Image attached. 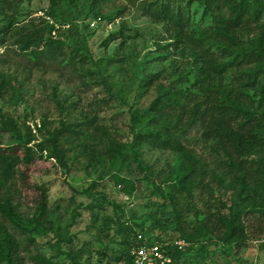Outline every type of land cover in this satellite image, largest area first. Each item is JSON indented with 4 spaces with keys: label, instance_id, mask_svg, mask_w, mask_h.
<instances>
[{
    "label": "rangeland",
    "instance_id": "rangeland-1",
    "mask_svg": "<svg viewBox=\"0 0 264 264\" xmlns=\"http://www.w3.org/2000/svg\"><path fill=\"white\" fill-rule=\"evenodd\" d=\"M145 1L101 0L96 7L94 0H15L11 9L0 12V26H29L35 18L55 25L72 57L64 66L37 69L9 50L7 41L0 47V74L14 87L7 83L0 92V118L14 121L22 136L31 131L36 143L64 128L85 134L75 141L66 133L61 136L58 148L65 151L64 165L45 152L28 165L26 185L17 178L0 190L3 203L9 202L27 223L40 219L50 236L27 247L26 236L0 212V228L6 227L26 248L24 264H33L36 255L72 264L69 254L78 264H126L128 238L121 227L127 217L156 239L187 244L190 237L198 240L194 250L174 264H264V198L240 194L215 143L203 138L201 127L185 126L188 116L175 111L176 117H162L150 110L165 93H196L197 70L171 45L164 27L143 15L139 6ZM119 12L120 18L109 23ZM192 12L196 35L217 45L221 17L203 15L197 3ZM258 26L264 31V15ZM258 36L255 28L243 34L241 47H253ZM215 84L222 92L247 94L250 110L258 101V93L245 87L235 69ZM179 115L184 126L173 127ZM165 128L198 162L195 182L188 187L182 184L186 172L180 153L147 142L138 145L137 159L130 152L114 157L105 153L111 141L129 146L139 132ZM82 142L97 151L96 159L80 154L77 146ZM14 144L0 127V146ZM261 156L264 149L253 158ZM115 176L135 183L132 194L117 185ZM37 184L48 188L50 206L44 216ZM217 211L240 214L248 235L243 245L229 249L216 236L201 235L206 213ZM58 234L70 240L60 242L59 253L52 247ZM2 248L0 237V253ZM0 264H6L1 255Z\"/></svg>",
    "mask_w": 264,
    "mask_h": 264
},
{
    "label": "trees",
    "instance_id": "trees-1",
    "mask_svg": "<svg viewBox=\"0 0 264 264\" xmlns=\"http://www.w3.org/2000/svg\"><path fill=\"white\" fill-rule=\"evenodd\" d=\"M14 1L0 0V12H5L6 8L11 9ZM195 3L201 7L203 15L221 17L220 26L218 25L216 30L220 38L217 45L196 35L192 12ZM100 4L101 0H94L96 7ZM139 9L145 17L164 27L168 39L172 41L171 45L180 51L184 58L192 61L197 70L196 82L193 85L196 93L186 95L185 92H179L175 96L165 93L162 95L163 98L160 97L151 104L150 110L162 117L167 115L171 118L176 117L173 116L175 111L188 116L185 126L201 127L203 138L207 142L215 143L216 152L224 157V169L229 173L240 194H247L249 199L257 196L264 198V156L253 158L258 151L264 149V31L258 26L264 15V0H189L182 4L175 0H149L143 2ZM50 14L53 16L52 12ZM119 15L120 12L115 18H109V23L120 18ZM223 15H227L228 20H224ZM254 28L259 31L258 39L253 47L242 48L240 42L243 34ZM60 32L55 25H51L43 18H35L29 26L15 29L12 24L4 25L0 26V47L6 46L7 41H10L9 50L14 49L16 54L21 55L37 69L64 66L72 61V57L67 55ZM57 33L60 36L57 37ZM114 37L112 34L109 41ZM234 69L238 71L239 79L245 87L258 93V101L253 104L252 110L247 108L249 101L247 94L239 92L233 95L232 91L222 92L215 84L217 79L223 78ZM7 83L13 86L0 74V92ZM180 115L173 127L184 126ZM0 127L15 140L14 146H0V190L17 178L26 185L28 165L34 163L37 157L42 159L45 152L49 158L64 165L65 151L58 148L61 136L66 133L75 141L85 135L82 131L64 128L53 133L49 140L36 143V137L31 131L22 136L18 125L12 120L0 118ZM184 130L182 128L180 132ZM142 142L180 153L184 159L186 172L182 180L183 186L188 187L195 182L198 162L169 128H165V132L157 129L143 130L135 135L133 143L129 146L111 141V146L106 148L105 153L114 157L130 152L137 159L140 157L138 145ZM47 143L50 144L46 145ZM78 147L80 154L89 161L98 157L97 151L88 142H82ZM114 179L117 185L122 186L124 192L132 194L134 182L120 176H115ZM96 184L97 181L94 182V186ZM36 187L40 192L39 210L41 216H44L50 206L48 188L43 184H37ZM0 212L15 229L26 236L27 247L38 246L42 238L50 237L47 230L41 227L40 219L33 223L25 222L16 214L9 202L3 203L1 197ZM121 231L126 232L128 238L126 264H134L130 244L132 236L137 232H145L151 241L166 240L151 237L147 228L136 226L129 217L122 221ZM200 232L201 235L216 236L228 245L229 249L243 245L248 240L247 228L240 214L235 213L225 214L221 211L206 213ZM0 237L3 247L0 255L3 261L6 264H24L22 253L26 248L22 249L17 237L12 236L3 225L0 228ZM190 238L187 239L188 246L183 250L167 249L173 260L172 264L194 250L198 240ZM62 241L70 240H65L58 234L52 243L57 253L60 251ZM69 257L72 264H78L73 256L69 254ZM32 260L33 264H64L55 263L41 255H36Z\"/></svg>",
    "mask_w": 264,
    "mask_h": 264
},
{
    "label": "built area",
    "instance_id": "built-area-1",
    "mask_svg": "<svg viewBox=\"0 0 264 264\" xmlns=\"http://www.w3.org/2000/svg\"><path fill=\"white\" fill-rule=\"evenodd\" d=\"M188 244L184 241H151L145 232H137L131 238L130 254L134 264H172L168 248L183 250Z\"/></svg>",
    "mask_w": 264,
    "mask_h": 264
}]
</instances>
